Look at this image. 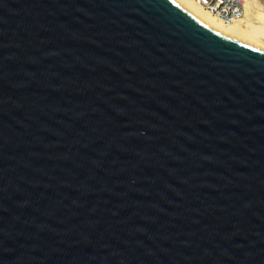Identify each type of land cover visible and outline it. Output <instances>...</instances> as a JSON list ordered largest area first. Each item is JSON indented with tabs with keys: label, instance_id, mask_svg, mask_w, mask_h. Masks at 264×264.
Masks as SVG:
<instances>
[{
	"label": "water",
	"instance_id": "95a60500",
	"mask_svg": "<svg viewBox=\"0 0 264 264\" xmlns=\"http://www.w3.org/2000/svg\"><path fill=\"white\" fill-rule=\"evenodd\" d=\"M0 264H264V51L173 0H0Z\"/></svg>",
	"mask_w": 264,
	"mask_h": 264
},
{
	"label": "bare ground",
	"instance_id": "6f19581e",
	"mask_svg": "<svg viewBox=\"0 0 264 264\" xmlns=\"http://www.w3.org/2000/svg\"><path fill=\"white\" fill-rule=\"evenodd\" d=\"M208 27L264 51V0H250L241 20L226 22L197 0H173Z\"/></svg>",
	"mask_w": 264,
	"mask_h": 264
},
{
	"label": "built area",
	"instance_id": "2783aa9c",
	"mask_svg": "<svg viewBox=\"0 0 264 264\" xmlns=\"http://www.w3.org/2000/svg\"><path fill=\"white\" fill-rule=\"evenodd\" d=\"M210 12L230 23L241 20L246 15L250 0H197Z\"/></svg>",
	"mask_w": 264,
	"mask_h": 264
}]
</instances>
